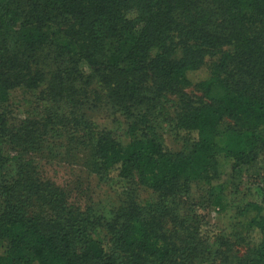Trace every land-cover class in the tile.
<instances>
[{
  "label": "trees",
  "instance_id": "obj_1",
  "mask_svg": "<svg viewBox=\"0 0 264 264\" xmlns=\"http://www.w3.org/2000/svg\"><path fill=\"white\" fill-rule=\"evenodd\" d=\"M52 28L65 64L46 80L38 58ZM197 72L205 77L194 84L195 99L186 88ZM95 85L93 99L103 91L123 118L124 141L76 112ZM43 86L40 98L51 103L44 124L89 151L99 170L146 187L154 199L129 197L97 216L32 164L0 153V264H264V206L250 204L245 224L260 238L233 261L232 245L222 238L223 249L210 246L198 219L176 202L192 182L217 177L219 155L235 169L255 158L264 128V0H0V100ZM225 118L232 125L221 145ZM162 120L177 146L156 133ZM38 123L9 129L0 113V140L12 151L33 149Z\"/></svg>",
  "mask_w": 264,
  "mask_h": 264
},
{
  "label": "rangeland",
  "instance_id": "obj_2",
  "mask_svg": "<svg viewBox=\"0 0 264 264\" xmlns=\"http://www.w3.org/2000/svg\"><path fill=\"white\" fill-rule=\"evenodd\" d=\"M48 40L49 44L38 58L46 80L54 68L65 64L63 56L58 55L57 46L62 42V37L55 28L49 31ZM19 45L13 41L11 49H16ZM79 71L85 76L89 68L83 63ZM204 77L201 72L193 75L194 83L186 88L189 96L195 99L200 96L194 84ZM94 88L99 90L97 85L90 88L88 101L78 106L76 112L88 122L91 129L108 131L124 141L126 137L121 122L123 118L119 117L116 108L107 102L103 91L100 92L99 99H93ZM42 89L44 90V86L30 91L25 88L15 89L10 91L5 99L0 100V113L7 120L9 129L37 121V138L41 139L33 145V149L27 151H23L19 145H14L15 151H12L8 143L0 140L1 154L9 158L18 156L17 161L20 164H32L37 176L50 180L65 190L69 202L72 200L81 206V209L90 206L97 216H108L123 206L129 197L140 203L154 199V194L146 187L127 182L115 172L108 174L99 170L89 151L84 150L76 141L69 142L65 131L55 130L50 124H44L43 109L51 106V103L46 102V94H42L43 98H40ZM165 106L169 108L170 103H165ZM172 112L173 109L170 108L169 114L172 115ZM167 123L165 120L157 122L156 133L162 137L165 145L177 146L175 138L179 142L180 138L173 131L172 125ZM229 125H232V121L226 118L221 121L217 136L221 145L224 144L226 128ZM257 136L258 149L251 163L235 169L230 158L224 154L219 155L217 177L210 181L192 182L189 193L176 200L181 213L198 219L201 235L209 241L210 246L223 249L219 242L222 238L232 245L233 250L230 253L233 261L234 258L247 254V242L252 244L260 238V235L245 224L253 214V211H249L251 203L264 206V128L257 131ZM2 174L6 176L7 172ZM75 190H79L78 194ZM217 200L222 209L216 204ZM246 211L248 213L245 215Z\"/></svg>",
  "mask_w": 264,
  "mask_h": 264
}]
</instances>
